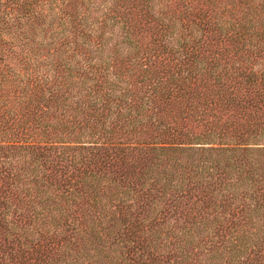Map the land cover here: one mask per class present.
I'll use <instances>...</instances> for the list:
<instances>
[{"label":"trees","instance_id":"obj_1","mask_svg":"<svg viewBox=\"0 0 264 264\" xmlns=\"http://www.w3.org/2000/svg\"><path fill=\"white\" fill-rule=\"evenodd\" d=\"M0 264H264V0H0Z\"/></svg>","mask_w":264,"mask_h":264}]
</instances>
